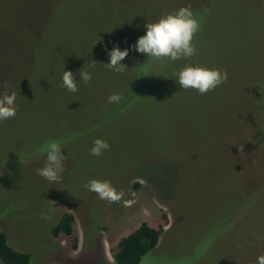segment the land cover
I'll use <instances>...</instances> for the list:
<instances>
[{"label":"rangeland","instance_id":"1","mask_svg":"<svg viewBox=\"0 0 264 264\" xmlns=\"http://www.w3.org/2000/svg\"><path fill=\"white\" fill-rule=\"evenodd\" d=\"M181 7L200 22L196 55L148 63L133 46ZM114 46L129 50L123 73L106 66ZM189 65L228 79L204 95L184 90L173 74ZM64 71L76 93L60 86ZM5 91L16 92L17 113L0 121V232L30 264H116L117 242L141 222L161 233L138 264L264 255V0H0ZM113 93L119 104L108 102ZM97 138L110 145L98 157L89 151ZM50 139L67 157L51 183L36 171ZM91 179L123 198L100 199L84 188ZM63 213L75 250L49 234Z\"/></svg>","mask_w":264,"mask_h":264},{"label":"clouds","instance_id":"2","mask_svg":"<svg viewBox=\"0 0 264 264\" xmlns=\"http://www.w3.org/2000/svg\"><path fill=\"white\" fill-rule=\"evenodd\" d=\"M146 29V34L139 37L133 46L136 51L156 60L169 59L177 61L196 55L197 49L193 44V39L200 30V22L195 18L190 7H181L174 13L162 16L158 22L148 23ZM128 54V49L122 51L118 46H114L109 52L110 63H107L106 66L115 73H123L127 67L121 61ZM89 66L95 68V61H92ZM173 75L177 77L176 81L182 89H194L201 95L215 90L228 79L226 71L190 65L185 66ZM80 76L85 84L92 79L88 71H81V69ZM60 86L72 93L78 91L75 76L71 71L63 72ZM16 96V92L9 94L5 91L3 96L0 97V121L16 116ZM122 99L123 97L120 94L113 93L109 95L108 102L119 104ZM61 144V141L50 139L38 149V151L46 153V162L44 167L36 170L37 174L50 183L62 180L63 162L67 157L61 154ZM109 149L110 145L106 141L97 138L89 151L90 155L98 157ZM84 188L96 193L100 199L110 203H119L124 196L123 192H118L107 180L91 179L84 185ZM41 219H49L47 213L42 212ZM258 264H264V255L258 257Z\"/></svg>","mask_w":264,"mask_h":264},{"label":"trees","instance_id":"3","mask_svg":"<svg viewBox=\"0 0 264 264\" xmlns=\"http://www.w3.org/2000/svg\"><path fill=\"white\" fill-rule=\"evenodd\" d=\"M143 58L138 57L135 63ZM147 58H144L146 60ZM155 58H150L148 63L152 64ZM73 216L70 213H63L57 223L51 227L49 234L56 238L63 235L69 240L71 250L76 249L77 239L74 235ZM160 229H154L148 226L145 222H141L130 233L121 237L116 245V251L113 254V259L116 264H138L140 259L148 252L152 251L160 237ZM0 264H30L29 255L24 252H19L6 243L5 236L0 232Z\"/></svg>","mask_w":264,"mask_h":264}]
</instances>
